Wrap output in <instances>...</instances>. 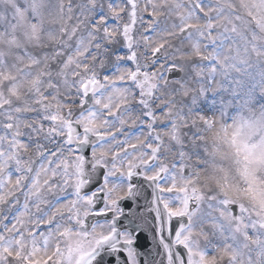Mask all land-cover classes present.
<instances>
[{"label": "snow or ice", "instance_id": "1", "mask_svg": "<svg viewBox=\"0 0 264 264\" xmlns=\"http://www.w3.org/2000/svg\"><path fill=\"white\" fill-rule=\"evenodd\" d=\"M176 7L181 23L172 30L160 29L159 42L154 37L160 22L152 9L143 45L155 68L169 60L168 37L198 36L194 49L205 63L193 65L194 82L184 76L166 79L167 72H183L174 60L163 72L140 62L133 35L138 20L145 23L138 15L140 0H86L80 15L88 19L87 13L93 14L87 34L61 63L70 99L47 103L45 97L43 111L35 118L39 122L33 124L0 105V264H140L141 234L146 230L156 249L163 250V264H208L221 249L227 264H264V180L256 175L264 168V117H241L223 129L257 206L199 189L187 161L199 155L193 149L202 137L194 132L189 138L180 130L188 127L199 96L207 93L205 70L214 76L222 60L219 52L205 55L201 50L205 38V50L217 43L214 18L205 11L204 0H195L186 14L183 0ZM148 8L145 3L144 11ZM124 16L128 19L122 25L109 23ZM200 16L207 20L206 29L192 23ZM225 39L220 37L221 45ZM121 48L127 52L122 54ZM56 55L62 56L63 50ZM165 89H170L167 96L159 95ZM131 101H136L135 108ZM69 104L79 106L75 117ZM154 104L162 105V115ZM133 112L138 115L133 117ZM198 118L206 126L214 123L202 111ZM160 120L169 121L167 130H158ZM137 121V131L126 130ZM30 147H35L38 162L22 156ZM173 147L179 160L170 168L161 155ZM137 176L154 189L143 209L135 203L139 189L132 181ZM125 200L133 201L127 210ZM159 255L148 251L144 264H156Z\"/></svg>", "mask_w": 264, "mask_h": 264}, {"label": "rangeland", "instance_id": "2", "mask_svg": "<svg viewBox=\"0 0 264 264\" xmlns=\"http://www.w3.org/2000/svg\"><path fill=\"white\" fill-rule=\"evenodd\" d=\"M65 1H56L55 10L60 12L61 16L54 17L51 12V0H0V86L1 89L5 88L6 90L4 98L0 99V105L12 106L13 98L18 105L20 94L25 101L32 93L36 94L38 101L44 100L50 85L54 86L53 90L57 95L62 94L60 91L64 86L59 76H62L60 74L61 63L64 57L68 55V47L61 49L63 50L62 56H57L56 53L60 51L57 48L63 47L61 42L66 37L64 31L66 27L63 24V21L66 20V16H64ZM169 3H172L169 11L158 8L155 13L167 11L170 19L166 21L169 23L166 28L172 30L173 25L181 23V16L176 7L177 2L169 0ZM254 3L259 15L257 12H249L255 15L258 28L246 27L245 32L240 33L236 22L233 24L229 22L230 19L228 18H233V15L226 13L227 2L225 0H213L211 5L214 7V13L212 12L210 16L218 21L213 33L217 37V43L214 46H208L205 50L208 40L205 38L201 41V50L205 51V55L211 52L221 54L222 62L216 66L214 76H210L205 70L202 77L205 86L210 77L215 92L221 94L220 104L223 113L216 114L214 116L216 123L210 124L213 133L220 135L219 140L224 137L223 129L225 128L221 120L228 119L231 109L236 110L235 112L238 114L235 121L243 117L241 112H237L241 106L253 113L251 118L247 119L254 118L257 111L258 117H255L256 119L264 117V0H254ZM248 7L250 8V6ZM183 12L186 10L183 9ZM246 21L249 22V20ZM145 22L148 23L149 19H146ZM193 22L201 23V20L197 18L196 20L193 19ZM79 25L80 23L77 21L76 26L78 28H80ZM206 25L207 23L198 24L197 29H206ZM225 29L228 31L225 32ZM222 35H225L226 39L221 45L220 37ZM83 36L76 29L75 34L70 36V43L74 39L78 43ZM195 39H199V37L194 35L193 40ZM193 40L185 39L178 33L168 37L169 44L172 46L180 44L181 49H185L182 51L184 60L182 67L185 68L184 73L191 82L194 80L193 72L189 71V67L193 66L191 63H205L200 60L199 54L195 51ZM188 45L192 46V49ZM186 48L189 50L186 51ZM47 67L51 77L55 80L53 83L48 82L50 85L46 80ZM191 69L193 70V67ZM222 69L226 73L225 78L224 74H221ZM38 101L34 106L35 110L40 109ZM223 104H226L227 110ZM26 106L21 121L29 124L32 107L30 101H27ZM5 109L11 111L9 108ZM14 115L17 117V113ZM196 120L201 121L199 118ZM222 153H224V149H222ZM208 167L207 163L205 168ZM256 172H264V168H258Z\"/></svg>", "mask_w": 264, "mask_h": 264}, {"label": "bare ground", "instance_id": "3", "mask_svg": "<svg viewBox=\"0 0 264 264\" xmlns=\"http://www.w3.org/2000/svg\"><path fill=\"white\" fill-rule=\"evenodd\" d=\"M52 2H51V11H52V13H53V15L55 16V17H58L59 15H60V12H57L56 10H55V3H56V1L57 0H51ZM63 195H66L65 193H62V196Z\"/></svg>", "mask_w": 264, "mask_h": 264}]
</instances>
